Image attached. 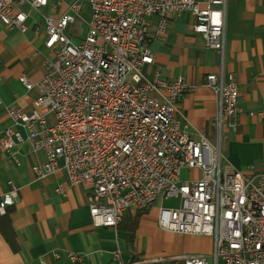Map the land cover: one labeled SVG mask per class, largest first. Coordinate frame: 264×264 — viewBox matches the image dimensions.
Wrapping results in <instances>:
<instances>
[{
  "label": "built area",
  "instance_id": "built-area-1",
  "mask_svg": "<svg viewBox=\"0 0 264 264\" xmlns=\"http://www.w3.org/2000/svg\"><path fill=\"white\" fill-rule=\"evenodd\" d=\"M227 1L73 0L66 13L43 18L45 45L53 56L38 83L20 76L28 89L36 84L39 94L31 110L7 106L14 124L0 133V145L8 151L19 144L43 151L46 160L32 167L37 176L62 170L68 184L88 186L95 226L118 227L129 209L161 200L160 227L214 239L211 255L135 260H126L118 245L113 264H264V170H239L222 150L224 126L236 131L242 112L236 75L222 69L220 76H205L218 103L214 142L187 128L181 100L192 86L183 76L149 78L144 73L155 61L150 18L158 16L159 36L185 12L196 16L194 30L221 52L224 67ZM84 2L91 16L84 18L86 33L76 41L71 31ZM48 3L0 0V23L26 32L29 13L23 6L39 9ZM184 169L199 175L183 179ZM57 191H64L63 184ZM17 197L13 187L0 198V215ZM169 198L178 205L165 206ZM68 256L82 261L78 253Z\"/></svg>",
  "mask_w": 264,
  "mask_h": 264
},
{
  "label": "crops",
  "instance_id": "crops-1",
  "mask_svg": "<svg viewBox=\"0 0 264 264\" xmlns=\"http://www.w3.org/2000/svg\"><path fill=\"white\" fill-rule=\"evenodd\" d=\"M72 1L49 0L39 9L24 5L29 13L26 32L0 23V133L14 124L7 106L15 104L31 110L39 94L36 84L28 89L20 76L26 74L38 83L47 73L46 61L53 56V51L45 45L44 16L66 13ZM90 16V5L84 2L81 17L72 27L74 40L83 38L87 29L84 18L90 19ZM196 22L194 14L185 12L181 17H173L158 36L159 18L152 16L149 27L155 61L144 68V73L149 78L156 74L165 79L183 76L192 86L181 100L187 128L192 134L204 132L210 139L216 138L218 133V103L215 91L205 84V76L212 72L220 76L222 69L234 73L239 82L242 112L238 115L236 131L227 125L224 127L222 150L235 168L263 171L264 116L258 113L264 112V0L227 1L224 67L221 52L209 47L204 37L194 30ZM13 151L19 163L14 160ZM13 151L0 145V198L13 187L18 191L11 216L19 249L14 250L0 232V264H42L43 261L47 264H113V253L118 245L126 260L136 254L139 258H155L214 252L212 236L160 227L159 207H153L141 219L135 252H132L118 227L93 224L88 186L68 184L62 170L37 176L32 167L46 160L43 151H30L27 144H19ZM59 184H63L64 191H57ZM69 252L82 255V261L70 259ZM56 253L60 256L56 257Z\"/></svg>",
  "mask_w": 264,
  "mask_h": 264
},
{
  "label": "trees",
  "instance_id": "trees-1",
  "mask_svg": "<svg viewBox=\"0 0 264 264\" xmlns=\"http://www.w3.org/2000/svg\"><path fill=\"white\" fill-rule=\"evenodd\" d=\"M155 204L139 209H129L123 216L122 221L118 225V231L121 236L130 244L132 252H135V238L141 219L149 214ZM15 210L14 205L7 208L5 214L0 215V232L10 243L14 250H18L16 241V232L12 221V212ZM133 259H139V255H134Z\"/></svg>",
  "mask_w": 264,
  "mask_h": 264
},
{
  "label": "rangeland",
  "instance_id": "rangeland-1",
  "mask_svg": "<svg viewBox=\"0 0 264 264\" xmlns=\"http://www.w3.org/2000/svg\"><path fill=\"white\" fill-rule=\"evenodd\" d=\"M85 12H87V10L85 9ZM83 13H84V10H83ZM34 14H36L38 16V12L37 11H34ZM86 15H88V13H86ZM85 15V17H87ZM225 127V126H224ZM224 135H225V128L223 129V138H224ZM216 139L217 138H212V140L214 142H216ZM199 175V172L196 171V170H193V171H188L187 169H184L182 171V178L183 179H187V178H195ZM165 206H174V205H178V200L177 199H174V198H169V199H166L162 202ZM161 205V200H159L156 204H155V208L159 207Z\"/></svg>",
  "mask_w": 264,
  "mask_h": 264
}]
</instances>
